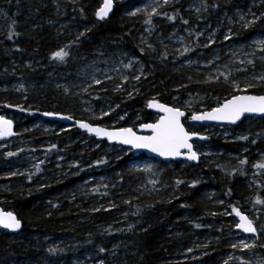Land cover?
I'll return each instance as SVG.
<instances>
[{
    "label": "trees",
    "instance_id": "obj_1",
    "mask_svg": "<svg viewBox=\"0 0 264 264\" xmlns=\"http://www.w3.org/2000/svg\"><path fill=\"white\" fill-rule=\"evenodd\" d=\"M135 1L129 0L124 5L116 6L109 18L98 21L91 12L97 0H89L87 5L83 2L64 4L61 0H0V24L7 26L3 34L0 31V86L9 84L13 80L31 83V86L26 88L28 99L21 107L24 111L17 108L14 114L24 117L28 125L44 119L43 113L45 112L68 115L75 120L85 121L92 125H108L107 119L99 120L85 117V114L80 113L77 99H70L71 96L54 90L48 86L46 79L51 74L74 70L79 64L80 58L94 57L97 49L102 51L110 47L122 46L128 51L138 54L136 35L133 31L128 30L129 19L127 16L130 8L137 4ZM142 1L139 0V4ZM192 1L180 0L172 7L159 11L170 15L178 12L176 21L179 23H183V20L190 21L192 18L188 12L185 13V10ZM248 1L231 0L225 4L221 0H207L209 5L215 3L218 7L215 9L210 7L211 13L200 15L199 19H207L206 24L210 25L211 29L220 32L227 25L226 13L233 15L235 8H241L246 12L249 9L247 8ZM80 8L84 9L83 15L79 11ZM58 9L67 10L68 14L78 18L79 24H84L86 29H91V31L86 32L85 37L81 38L77 46L70 49V57L64 63L51 60V53L75 38H70L66 29H59L54 25ZM262 9L264 11V2ZM13 20L15 21L14 25ZM165 20L163 15L155 16L151 26L163 30L166 27ZM10 25L12 26L11 29ZM10 30H14L20 35L9 40L7 36ZM241 34L246 41L255 35H264V19L249 29L241 31ZM154 49L155 51H151L152 56H146L151 58L148 60L144 58V60L146 69L150 71L149 78L152 79L155 88L159 91L158 101L160 103L172 105V100L167 93V88L171 83L173 85L178 84L179 93H192L194 90L200 89L212 99L217 97L221 100L230 98L229 90L211 83L197 85V83L192 82L185 88L179 86L184 85L189 76L194 77V75H190L193 72L183 67L171 65L169 63L170 54H167V59H163L165 53L156 47ZM151 52L149 53L151 54ZM14 62L17 67H14ZM263 71L261 68L260 72L257 73ZM198 78L196 77V80H201ZM150 93L147 91L143 96H137L128 102L120 103V107L116 109V114L122 116L121 113H125L130 107L146 105L150 101ZM250 93L264 94V87L252 89ZM3 95L2 98L0 97V101L6 99ZM110 95L116 97V95ZM6 111L9 112L10 110ZM44 121L48 124L53 122ZM152 122H154V115L145 107L139 112L135 125ZM120 125L125 126L126 121L121 122ZM259 126H264V120L261 118H246L237 126H228L233 131L249 133V139L246 140V145L249 147L247 157L235 159L226 153H222L215 155L210 161L201 160L198 165H187L182 171L183 173L176 171L174 176L177 178L185 177V183L189 182L188 192L176 189L178 197L176 199L156 202L151 198L143 197L135 188L133 179L124 174L128 158L124 157L118 160L117 165L112 170L116 177L112 174L111 177L117 179L121 188L110 190L109 195L115 201V207L108 212L100 211L89 214L81 212L82 205L88 207L87 201V204H84L81 198L75 196L77 186L85 178L82 172L73 168L59 170L53 167V162L51 165L48 162L40 164V170L37 171L35 168V172L31 175L34 183L39 182L37 189H28L29 184L23 185L25 186L23 192L21 187L19 189L12 187V190L8 194L6 193L10 202H0V208L6 212H12L22 221V228L17 234L0 231V264H57V260L62 258L68 260L70 247L52 245V241L57 236L63 235L70 239L78 238L81 244L103 247L97 243L101 239L104 241L103 238H100V233L91 232L90 237H88L85 236L88 234L85 232L86 229L103 227L111 231L115 225H120L117 223L119 220L123 221V228L115 230L113 238H106V241L112 240L111 244L107 243L106 245L108 247L111 245V249H114L113 257L119 260L120 264H184L180 263L177 258L179 249L186 242L181 243L184 240L179 239L178 236L169 237L165 232L164 224L177 221L182 228L190 232L191 226L186 228L188 216L205 214L209 218L212 208L210 203L202 198L206 187L215 190L226 201L238 202L243 200L252 207H258L253 205L254 196L264 199V189L259 183L252 192L242 184V179L247 175L248 165L251 164L255 156H262L264 153V137L254 135L257 130H261ZM69 134L78 135L80 132L72 126ZM14 139H12V143ZM92 140L95 141L94 138ZM252 140H255L256 143L253 144ZM61 143L59 141L55 148H47L48 153H51L52 156L59 155L57 153L60 151ZM100 144L106 145L107 143L101 141ZM208 144L227 152L235 153L236 151L235 144L223 142L220 138H209ZM4 158L7 159L8 157L4 156ZM245 158L248 162L241 165L239 160ZM160 165L168 166V171H171L178 170L180 163L161 162ZM197 171L202 175L201 182L197 179L194 180L192 176ZM193 182H196L195 187L191 186ZM229 189L231 195L227 194ZM126 200L131 201V204H125L124 201ZM137 208L140 211L138 214H134ZM119 212H125L127 215L122 218L116 217L115 214ZM85 217L87 218L85 219ZM129 225L132 227L129 228ZM49 247H58L63 251L52 255L47 251ZM217 250L216 256L223 254L220 246L217 247Z\"/></svg>",
    "mask_w": 264,
    "mask_h": 264
},
{
    "label": "rangeland",
    "instance_id": "obj_2",
    "mask_svg": "<svg viewBox=\"0 0 264 264\" xmlns=\"http://www.w3.org/2000/svg\"><path fill=\"white\" fill-rule=\"evenodd\" d=\"M61 1L64 4L71 3V0ZM88 1L89 0H77V2H83L85 5H87ZM128 1L129 0H114L115 7L124 5ZM179 1L180 0H171L169 5H165L158 9V11L168 7L170 8ZM221 1L228 4L231 0ZM135 2L137 4L131 7L129 11H134L136 7L144 8L152 4L153 0H143L141 4H139V0ZM101 3L102 0H97L95 6L91 10L92 15ZM160 3H163V0H160ZM262 4V0H249L247 8L251 9L252 12L259 16L263 11ZM200 5L201 0H193L186 8L185 13L188 12L189 16L192 18L188 24L166 19L164 23L166 27H164L163 30H159L157 27L154 28V26L152 27L151 25L146 26V24L143 23L146 18L143 14H138L135 17H131L127 14L129 19L128 30L130 32L133 31L136 35L138 54L130 52L122 46L118 48L110 47L102 51L101 49H97L94 53V57L86 56L80 58L79 64H77L74 70L49 75L46 79L48 86L56 91L62 92V94L66 96H71L70 99H77L78 107L80 106V113L85 114V117L91 119L101 116L102 111H110L111 108H115L117 104L128 102L137 96H143L147 91L151 92L149 94L150 100L155 98L158 101L159 91L155 88L156 86L152 79L149 78L150 71L146 69L144 60V58H147L146 60L150 59L151 57H148L152 56L153 53L146 47L145 43H142L143 39L147 44H151L162 53L170 54L169 63L171 65L179 68L183 67L193 72L190 75H194V77L189 79V76L184 83L186 87L192 82L197 83V85L203 83L210 74L215 76L217 67H219L221 71L227 72L231 70L234 73L233 78L236 79L240 83L241 88H243L246 81L250 79L253 74L259 75L260 73L257 72H260L261 68L264 70V62L257 59L255 67L253 68L252 66L241 65L239 61L245 59L243 52H252L254 50L252 41L254 39L264 38V35H255L249 41L243 38L241 31L245 29L241 27V24L235 23V21L238 19V12L247 13L249 9L245 12L241 8H235L233 15L226 13L227 25L219 32L216 29H211L210 25L206 24L207 19L200 20L197 18L198 15L200 16L205 13L209 15L211 13L209 7L207 12L202 11L198 14L195 9L200 7ZM55 18L54 25L59 29H66L70 38H75L79 32L85 31L86 29L84 24H79L78 18L75 15L68 14L65 9L57 10ZM246 18L251 19L252 17L248 16ZM230 20L232 22H230ZM6 29V24H0V31H2V34ZM146 29H150V31H146ZM229 29H231V32H229ZM214 31L215 35L212 36ZM196 33H202V35L197 37L195 35ZM226 34L232 35L233 39L225 41L224 36ZM210 37L215 43L211 44L208 48H204L203 45L209 42ZM185 46L193 47L194 51L180 56L177 49L182 51ZM142 48L144 49L143 55L141 54ZM149 52H151V54ZM234 52L236 53L235 56L232 55ZM256 55L259 57L261 53L257 51ZM217 56L219 59H215ZM209 60H214V64L208 65ZM130 61L132 62V66L130 68H125L124 65L129 64ZM189 61L192 62L189 63ZM16 65L17 64L14 62V67ZM89 65L91 66L90 68L88 67ZM224 65H228V68H224ZM244 67H247V71H235L237 68ZM141 68L144 76L147 78L144 79L142 77L141 81L137 83L132 77L140 75ZM93 72H95V75L104 81V83L99 86L88 88V85L91 83V75ZM105 73L111 76L112 79L105 81ZM124 76L129 77V79L123 81ZM196 77H199L198 79L201 80H196ZM197 81L200 82L198 83ZM222 81L223 78L221 77V82H211V84L226 88V90L230 91V96L232 94H243L233 93L232 89L228 85L223 84ZM117 84H121L125 90L119 92L113 91V88ZM21 85L23 86L22 88ZM28 86H31V83L19 80H13L9 84H2L0 86V97L2 98L4 94L3 96L6 98L0 101V116L12 120L16 133L18 134L13 143V140L0 142V202H10L6 193L8 194L9 191L12 190V187L16 189L21 187L22 192L25 190L24 184H29L30 187H27L28 189H37L39 187V182L36 181V183H34L32 179H29V176L35 172L34 165L38 164L40 161L48 162L50 165L53 162V167L59 170L73 168L78 172H82L85 178L77 186L75 196L81 198L84 204L88 203V207H84V205L81 206V212L83 214L93 213V208H101V211L104 212L113 210L115 201L111 199L112 197L109 195L110 190L113 188H121V184H119L117 179H113L111 174L116 177L114 174L115 172L112 173V170L114 166L117 165V161L124 157L128 158L124 174L133 179L135 188L143 197L160 202L178 198L176 194L177 188L178 191L180 189V191L188 192L189 182L185 183V177L177 178L174 176L176 171H178V173H183L182 171L185 170L187 165H191L186 161L179 162L180 165L178 170L168 171V166L160 165L161 161L148 159L145 156L142 157V153H134L129 149L115 145H102L100 144L101 141L95 138L94 141L92 137L80 131L78 135L69 134V130L73 125L64 123L56 124L53 122L48 124L44 121L45 119L37 120L32 125L26 124L24 117L14 114V111L17 108H21L23 103L28 99L26 91ZM133 86L139 89L138 93L133 91ZM65 88L68 89L67 93L64 91ZM84 88H88V91H83ZM17 89L20 90L17 91ZM102 89H107V91H103ZM178 90H180L178 84L173 85V83L169 84L167 88V93L172 100L171 106L180 107L188 116H190L192 110L200 112L202 110H210L211 107L216 106V99L209 98L205 93L201 92L200 89L194 90L192 93H179ZM128 92H132L131 98L128 96ZM110 94L116 95V97L114 98ZM174 97L176 99H174ZM189 101L192 102L191 109L186 107V102ZM5 105H11V107H5ZM29 105L34 108L32 104L29 103ZM145 107L147 109V104L142 107L134 106L128 108L125 113H121L126 120H120L115 110L111 115L103 117V119L108 120V125L100 124L99 126L108 129L131 127L133 130L137 131L140 124L135 125V123L138 120L139 112ZM6 110L10 111L8 112ZM157 118L158 116L154 115V122H156ZM125 121V126L120 125L121 122ZM183 124L185 129L189 132H195L209 138H220L223 142L236 145L235 153H231L221 148L213 147L208 144V142L197 143L194 149L201 153L200 161H210L215 155L222 153H226V155L235 159H240V157L244 158V156L247 157L246 155L249 147H247L245 140H238L237 137L241 135L248 136L249 133L233 131L227 126L217 128L215 126L192 124L188 118L183 120ZM259 128L261 130H257L254 135L259 133V136L264 137V126H259ZM59 141L62 142L61 148L59 149L60 151L57 153L59 155L56 154L57 156H52L51 153H48L47 148L50 149L52 145H56ZM9 151L15 152L17 155L8 157L7 159L4 158V156H6L5 153ZM262 158H264V153L262 156L257 155L253 158L251 164L248 165L247 175L242 179L243 186L250 192L253 191L258 183L264 189V169L253 167V165L261 162ZM99 161L104 162L98 163ZM109 170H111V172H109ZM13 172L18 173V175H11ZM19 173H22V175ZM193 174L194 180L197 179L201 182L202 175L200 172L197 171ZM58 177L59 175L57 178ZM154 179L159 181L155 186L149 183L150 180ZM177 179L184 181V183L177 186L175 184ZM204 190L202 198L209 202L212 208L209 218L205 214H193V216H188L189 220L186 221V228L191 226L190 232L182 228L177 221H175V223L166 222L164 224L165 232L169 237L172 236L175 238L178 236L179 239L184 240L181 241V243L186 242L185 245L179 249L177 260L184 264H225V262H227V264H241V261H245L247 264H257V258L264 257V248L257 247L244 250L243 252L239 248H231V244L238 243L241 238L250 236L243 235L236 230L235 223H237V220L234 214L226 215L224 213L231 212V207H229V205L239 207L242 212L249 215V217L255 221V225L258 229H261V236L258 243H264V204L254 205V201L257 198L254 196L253 205L262 208L259 209L258 207L250 206L243 200H239L238 202L226 201L222 199L215 190L209 187H206ZM221 200L224 201V204L220 203ZM104 209L109 210L105 211ZM257 209L260 211H257ZM213 213H216V215H213ZM115 216L122 218L125 216V212L116 213ZM86 218L87 217H85V219ZM122 222L123 221L119 220L117 223L120 225H115L111 231H105L106 228L103 227L86 229L87 231L85 232L89 235L85 234V236L88 237H90L91 232L94 234L100 233L99 236H101L100 238H103L104 241L101 239L97 243L106 249L104 253L99 252V246L81 244L78 238L70 239L63 235L57 236V238L52 241L53 246L65 245L71 248L69 259L62 258L61 260H57V264H99L100 260H103L104 264H120L119 260L113 257L114 249H111V245L109 247L106 245L107 243L111 244L112 240L106 241V238H113L115 230L123 228ZM197 224L200 225L199 228L196 227ZM215 232L216 235H214ZM204 245H207V247H204ZM219 246L223 254L216 256L215 254L218 252L217 247ZM189 248L193 249V251L188 252L187 250ZM66 260L68 261L67 263Z\"/></svg>",
    "mask_w": 264,
    "mask_h": 264
},
{
    "label": "snow or ice",
    "instance_id": "obj_3",
    "mask_svg": "<svg viewBox=\"0 0 264 264\" xmlns=\"http://www.w3.org/2000/svg\"><path fill=\"white\" fill-rule=\"evenodd\" d=\"M72 3H76L77 0H71ZM264 2V0H262ZM171 3V0H163V3H160V0H153V3L150 5H147L144 8L136 7L134 11H129L127 14L131 17H135L138 14H143L146 18L144 19L143 23L146 25H152L153 24V17L163 15L167 20L169 21H175L179 15V13H175L172 15H169L168 13H161L158 11V9L164 7L165 5H169ZM115 3L114 0H102V3L99 5V7L95 10L94 15L98 21H104L107 18H109L110 13L114 11ZM209 7L215 9L218 7L217 4L213 3L209 5L207 3V0H201L200 7H197L195 11L199 14L202 11L207 12ZM59 10V9H58ZM79 11L83 15L84 9L80 8ZM238 19L235 21V23L241 24V27L245 30L249 29L253 25H255L258 21H261L264 19V11L260 13L259 16L256 15V13L252 12L251 9L247 13L238 12L237 13ZM251 16V19H247L246 17ZM199 19V15L197 16ZM230 22H232L230 20ZM13 25L15 24V21L13 20ZM184 24H188V20H183ZM12 26L10 25V29ZM91 31V29H85V31L79 32L75 39L70 40L68 43L64 44L63 46L59 47L56 51H53L51 53L50 59L53 61H57L59 63L66 62V59L70 57V49L74 46H77L82 37L86 36V32ZM146 31H150V29H146ZM229 32H231V29H229ZM20 33L10 30L7 36V39L11 40L14 36H18ZM197 37L202 35V33H196ZM215 35V31L212 33V36ZM233 36L226 34L224 36L225 41L232 40ZM181 42L183 43V40L181 39ZM142 43L146 44V47L151 50L155 51L154 47L151 44H147L146 41H143ZM215 43V41L210 37L209 42L207 44H204V48H208L211 46V44ZM199 46V45H197ZM252 47L254 50L252 52H243V55L245 59H241L239 63L241 65H247L255 67V62L257 59H259L261 62H264V38L261 39H254L252 41ZM19 50V49H17ZM180 56H184L189 52L194 51L193 47L185 46L183 47V50L177 49ZM260 52L261 55L257 57L256 53ZM141 54H144V49H141ZM233 56L236 55V53H232ZM251 57V58H248ZM167 53L163 54V59H167ZM215 59H219L217 56ZM192 61H189L191 63ZM214 60H209L208 65H213ZM132 66V62L130 61L129 64H125V68H130ZM91 67L90 65L88 66ZM224 68H228V65H224ZM236 72H245L247 71V67L244 68H237L235 70ZM234 73L229 70L227 72L221 71L219 67H217L216 75L212 76L211 74L209 77H207L203 83H211V82H221V77L223 78V84L228 85L233 93H243V94H232L230 98H224L221 100L219 97L216 98V106L211 107L210 110H202L200 112H197L195 110L191 111L190 116L187 118L191 121H217V122H224L227 124H237V122H242L243 118H246L247 116H257L260 117L262 120H264V94H251L250 90L255 89L257 87H264V72H261L259 75L253 74L250 79H248L244 85L243 88H241L240 83L233 78ZM142 77L146 79L147 77L144 76L143 70L141 68V74L135 75L132 77L137 83L141 81ZM112 77L107 75V73L104 74V80H111ZM129 77L124 76L123 81H127ZM191 79V77H189ZM198 83L200 81H197ZM104 81L99 79L95 72L91 75V83L88 85V88H92L94 86H99L103 84ZM23 86L21 85V88ZM182 87H186V85H182ZM88 88H84L83 91L87 92ZM20 89H17L19 91ZM103 91H107V89H102ZM125 89L122 87L121 84L115 85L113 88V91L119 92L124 91ZM65 93L68 92V89H64ZM133 91L139 92V89L133 86ZM128 96L132 97V92H128ZM174 99H176L174 97ZM192 102H186V107L191 109ZM5 107H11V105H5ZM19 107V106H17ZM120 105L117 104L115 108H111L110 111H102L101 116L94 117V119H103L104 116L111 115L112 112H115L116 108H119ZM148 108H155L159 112L163 113L159 117L158 120H156L155 123H141L139 127L141 129H149L151 130V135H137L136 132L133 131V128L131 127H119V128H113L109 130L106 127H100V126H92L88 123L78 122L79 127L82 129H85L90 134H94L97 137H103L107 138L108 141H115L118 144L121 145H128L132 149H147L149 152L155 153L157 156L163 157L165 159H176V158H184L187 161H199L201 153L194 149L192 141L193 137H198L200 140H206L208 137L206 136H199L198 133L195 132H189L185 129L184 124L182 123V118L186 116V112L182 111L180 107L177 106H169L163 103H160L155 98L148 101L147 103ZM21 111H24L23 108L20 109ZM45 116H59V113L56 112H45L43 113ZM61 119H72L70 116H61ZM120 120L124 119V116H119ZM14 135L13 132V121L10 119H5V117L0 116V139H4L6 137H10ZM260 135L259 133L257 134ZM238 140H248L249 137L247 135H241L237 137ZM253 144L256 143L255 140L251 141ZM56 145H52V148H55ZM7 157H12L17 155L15 152H7L5 153ZM206 155V153H205ZM104 161H99L98 163H103ZM248 161L247 159H241L239 160V163L241 165L246 164ZM44 161H40L38 164L34 165L37 171L40 170V164H43ZM253 167L258 169H264V158H262V161L253 165ZM22 175V173H19ZM243 174V173H242ZM11 175L15 176L18 175V173L13 172ZM29 179H31V176H29ZM149 183H151L153 186H155L157 183H159L158 180H150ZM184 183V181L177 179L175 181V184L178 186L180 184ZM196 182L192 183V187H195ZM106 187V186H105ZM228 195H231V190L229 189ZM125 204H131V201H124ZM221 204H224V201H220ZM264 204V199L256 198L254 201V205H261ZM182 207L184 205H181ZM53 207H56V205H53ZM231 207V212H226L224 214L226 215H233L238 218V222L235 223V228L239 229L242 233H250L252 234L250 237L247 238H241L238 243L231 244V248L237 249L239 248L242 252L244 250H250L257 247L264 248V243H258L261 236V229H258V227L255 225V221L249 217V215L245 214L241 211V209L234 205H229ZM105 211H108L109 209H104ZM93 212H99L101 211V208H93ZM140 211L139 208H137L136 213L138 214ZM257 211H260L257 209ZM125 215H127L125 213ZM213 215H216V213H213ZM258 219V217H257ZM22 227V221L17 218L16 215H14L12 212H2L0 211V228L8 230L9 232H17ZM132 225H129V228H131ZM197 228L200 227L199 224L196 225ZM105 231H108V229H105ZM251 241V242H248ZM204 247H207V245H204ZM49 254L55 255L58 252H62L63 249H59L58 247H49L47 249ZM106 249L104 247L99 248L100 253H104ZM188 252L193 251V249L189 248L187 250ZM99 264H104L103 260L99 261ZM227 264V262H225ZM241 264H247L245 261H241ZM257 264H264V257H258L257 258Z\"/></svg>",
    "mask_w": 264,
    "mask_h": 264
},
{
    "label": "water",
    "instance_id": "obj_4",
    "mask_svg": "<svg viewBox=\"0 0 264 264\" xmlns=\"http://www.w3.org/2000/svg\"><path fill=\"white\" fill-rule=\"evenodd\" d=\"M147 110L150 113L158 116L157 120L159 119V117L161 115H163V113L159 112L155 108H151L150 109V108L147 107ZM61 116H68V115H63V114H60L59 116H45V115H43V118L45 120H48V121H53V122H58V123H64V124H67V125H73L81 133L86 134V135H88V136H90L92 138H95L98 141H105L109 145H115V146L123 147L125 149L131 150L134 153H142L148 159L159 160V161H161L163 163H173V162H181V161H186V162H188L191 165H198L200 163V159H199V161H187V160H185L182 157L176 158V159H165L163 157L157 156L155 153L149 152L147 149H132L128 145H121V144L116 143L115 141H108L107 138L97 137L96 135L90 134L85 129H82V128L79 127L78 122H83V123H88V122L80 121V120H75L73 118L72 119H61L60 118ZM187 117H188V114L186 113V116L182 118V123H183V120L186 119ZM246 118H260V117H257V116H247ZM246 118H243V119H246ZM5 119H7V118H5ZM152 123H155V122H152ZM191 123L192 124H198V125H201V126H229V127H234V126H237L240 122H237V124H235V125H233V124H227V123H224V122H217V121H191ZM88 124H90V123H88ZM90 125H92V124H90ZM92 126L95 127V126H98V125H92ZM109 130H111V129H109ZM133 131L136 132L137 135H151L152 134L151 133V130H149V129H141L140 127L137 128V131H135V130H133ZM13 132H14V135H12L10 137H6L4 139H0V142H7V141H10V140H12V139H14V138H16L18 136V134L16 133V130H15L14 123H13ZM199 136H205V135L199 134ZM208 141H209V137L206 140H200L198 137H193L192 141H190V142L193 143V146H194L195 143H207ZM0 211L6 212L2 208H0ZM236 220L238 222V218L237 217H236ZM20 230H18L17 232H9L8 230H5V229L0 228V231L6 232V233H9V234H17V233L20 232ZM236 230L238 232H240L241 234L246 235V236H251L252 235L250 233H242L239 229H236Z\"/></svg>",
    "mask_w": 264,
    "mask_h": 264
},
{
    "label": "bare ground",
    "instance_id": "obj_5",
    "mask_svg": "<svg viewBox=\"0 0 264 264\" xmlns=\"http://www.w3.org/2000/svg\"><path fill=\"white\" fill-rule=\"evenodd\" d=\"M229 252H230V250H229Z\"/></svg>",
    "mask_w": 264,
    "mask_h": 264
}]
</instances>
